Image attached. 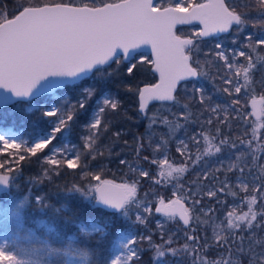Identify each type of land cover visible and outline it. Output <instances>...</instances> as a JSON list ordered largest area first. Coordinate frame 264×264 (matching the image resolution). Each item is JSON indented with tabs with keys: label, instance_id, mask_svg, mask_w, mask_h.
<instances>
[{
	"label": "trees",
	"instance_id": "trees-1",
	"mask_svg": "<svg viewBox=\"0 0 264 264\" xmlns=\"http://www.w3.org/2000/svg\"><path fill=\"white\" fill-rule=\"evenodd\" d=\"M114 1L118 0H108ZM202 1L204 0L194 2ZM59 2L61 0H40L41 5ZM64 2L67 3L68 0ZM175 2L178 0H160L157 6L165 7ZM226 2L238 13L246 14V24L242 31L233 25L227 34L196 37L197 32L193 31V27L198 24L177 27L178 34L193 38L198 50L193 51L192 58L199 60L206 74L182 82L173 102L151 103L141 113L139 94L127 90L136 87L141 89L142 85L157 80V74L152 70L153 64L148 62L152 60L151 55L148 56V61L135 58L133 62L137 64V68L132 76L127 73L129 64L121 60L104 69L106 73H112L105 80L98 79L99 74H96L77 82L74 87L60 89L69 93L71 100L76 101L74 104L82 98L80 93L83 87L94 86L97 89L88 102L87 110L78 111L70 123L67 138L78 144H83L81 136L87 133L93 109L105 92H109L119 102V107L109 109L102 117L101 129L97 131V143L103 145L99 153L87 154L90 164L97 167L95 172L60 165L57 172L52 171L44 177L41 174L46 164L41 159V152L35 156L25 153V159L20 160L11 170L16 181L24 187L23 190L32 178L40 176L36 191L43 198L41 203L30 204L27 215L53 246L64 248L71 241L70 236L77 234L75 242L88 250L90 264H109L112 247L119 232L132 230L136 235L138 256L128 264H157L160 251L165 253L163 258L170 264H200L201 260L213 264L218 261L223 264H228L229 261L232 264H264V199L260 196L264 189L259 187V176L261 169H264V128L258 127L260 123H264V111L261 119H254L250 112L251 98L264 97V63L256 59L257 56L264 57V45L256 44L259 37H264V27L261 26L254 0ZM17 4L18 0H0V13L13 17L18 13ZM218 39L227 47L238 46L251 55L253 68L250 70V81L245 86L242 76L240 93L234 92L235 75L227 68L225 61L216 57L219 51L216 48ZM249 39L256 44L257 52L251 53L246 46ZM228 55L231 57V53ZM239 60L244 66L248 63L245 57L239 56ZM224 76L232 83H224ZM196 87L201 88L208 98L205 103H201L200 93L194 91ZM223 88H228L231 95L223 92ZM44 98L46 99L42 100ZM36 99L38 106L32 111H27V101H18L10 107L0 108V125L14 126L29 136L49 130L53 118L42 114L51 102L49 93ZM233 100H239V103L233 105ZM185 105L188 106L187 109ZM216 106L227 111L213 113L211 109ZM152 117H155L154 122ZM165 119L168 124L164 123ZM208 120L212 123L209 124ZM178 125L181 127L177 128ZM254 127L257 129L255 136L252 134ZM217 128L220 129L221 136L216 135ZM202 135H209L210 139L215 137L217 144L219 139L227 137L235 141L236 147L225 145L219 154L203 156ZM180 140L188 144L189 150L183 154L177 151ZM162 141H167V144L158 147ZM253 154L256 156L255 163ZM196 155H202V158L199 163L193 164ZM241 155L242 160L237 161V156ZM164 160L173 166H184L188 171L179 181L162 176L160 172L167 169V164L162 163ZM121 161L125 163L122 164ZM230 163L243 168V175L237 168L228 170ZM141 170L148 172V176L140 175ZM98 177L102 180L110 178L121 183L135 184L140 204L131 201L118 213L100 207L93 198ZM238 177L249 184L248 191L241 190ZM225 180V187L237 193L235 198L227 192L218 191L221 182ZM177 184L179 190L174 187ZM210 190H217V197L209 196ZM188 193L192 195L189 196ZM252 195L257 197L253 206L257 219L253 226L228 229L225 219L228 212L234 206L237 214L247 211L246 200ZM173 196H186L184 201L192 212L188 226L178 216L169 219L162 213H156L159 201L163 199L167 202ZM196 201L199 203H195ZM145 203L151 204V209L147 212L143 207ZM63 204L67 206L62 207ZM137 216L143 217V224L136 220ZM97 219L103 223L104 229L90 234L81 232L79 222ZM158 219H164V223L160 225ZM187 236L193 239H187Z\"/></svg>",
	"mask_w": 264,
	"mask_h": 264
},
{
	"label": "snow or ice",
	"instance_id": "snow-or-ice-1",
	"mask_svg": "<svg viewBox=\"0 0 264 264\" xmlns=\"http://www.w3.org/2000/svg\"><path fill=\"white\" fill-rule=\"evenodd\" d=\"M158 4L160 0H156V3L154 0H121L119 3H109L108 0H90L88 3L85 0H68L66 3L61 0L52 6H41L40 0H18L16 8L18 14L9 18L0 13V108L10 107L18 101L35 98L41 94H54L55 90L66 86L74 87L77 82L96 74H99L98 79L105 80L112 73H106L104 69L121 60L129 64L127 73L132 76L137 68V64L133 61L136 57H143L145 61H148L149 53L144 46L151 45V55H154L155 59L148 62L152 63L155 71L159 73L160 83L145 86L143 89L138 87L127 89L139 94V111L143 113L149 100L173 101V92L177 89L179 82L206 74L199 60L192 58L193 51L198 50L193 39L182 38L175 34L173 29L176 25L190 24L199 20L204 24V28L195 33V36L208 37L213 34L227 33L233 25L242 31L246 24V14L238 13L230 4L226 5L225 0H214L213 3L195 6L191 4L184 6L181 0V2H175L173 6L163 7L161 5L162 10H158ZM254 4L261 18V26L264 27V0H254ZM256 44L264 45V39L257 40ZM256 44L249 39L246 46L250 48L251 53L257 52ZM216 48L220 49L216 57L225 61L230 71L234 70L235 75L243 72L244 85L247 86L250 81V70L253 68L251 55L240 50L238 55L245 57L248 63L246 66H237L235 50L232 53V59L229 60L220 43L216 44ZM256 59L264 63V57L257 56ZM222 79L224 83H232L227 76ZM96 91L94 86L83 88L80 93L82 98L66 111L58 110L55 106L44 111L42 113L44 117L56 118L53 128L32 143L24 140L10 142L4 135H0L3 147L22 150V153H30L33 156L42 152L53 143L57 133L68 134L70 123L74 120L76 113L80 110H87L88 102ZM194 91L200 93L201 103L207 101L208 98L201 88L196 87ZM222 91L231 95L228 88H223ZM241 91V86L234 87L235 93ZM261 100L264 101V97H261ZM238 103L239 100L232 101L233 105ZM118 107L119 102L107 94H104L102 101H98L87 125L89 134L83 138L86 147L95 144L96 130L102 125L101 117L109 109L115 110ZM184 107L187 109L188 106ZM27 111H32V108H28ZM211 111L217 113L227 111V109L216 106ZM151 120L154 122L155 117ZM164 123L168 124V121L165 119ZM208 123L211 124L212 121L208 120ZM178 127L181 126L178 125ZM258 127L264 128V123H260ZM106 128L107 123L105 122V130ZM256 131L254 127L253 136ZM216 135H222L219 128L216 129ZM202 140L204 143L203 156L219 154L225 145L230 144L231 147H236L235 141L227 137L219 139L218 144L215 142V137L210 139L209 135H202ZM166 144L167 141H162L158 147ZM188 150V144L180 140L177 151L183 154ZM51 151L55 154L62 150L54 147ZM202 155H196L193 158V164L199 163ZM24 159V154H20L19 160ZM236 159L237 161L242 160V155L237 156ZM255 160L256 156L253 154V163ZM48 162L50 164L62 163L52 157H49ZM153 163L156 161L153 160ZM162 163L167 164V169L161 171L160 175L177 181L188 171L184 166L168 164L167 160ZM73 166V160L69 159L68 167ZM3 167L5 165L0 164V170ZM233 168H237L243 175L244 169L238 164L230 163L228 170ZM140 175L148 176V172L141 170ZM7 179V175H0V183H6ZM237 179L241 190L248 191L249 184L240 177ZM259 180V187L264 189V169H261ZM156 182L160 183L159 180ZM226 184L227 180L222 181L218 191L227 192L235 198L237 193L229 191L225 187ZM174 187L179 190V184ZM94 189L101 200L117 209L130 204L136 194L135 184H112L108 180L103 181L102 185L95 186ZM187 195L190 196L192 193ZM208 195L217 197V190H210ZM260 196L264 199V191H261ZM184 200L186 196H180L165 204L161 199L160 206L155 211L163 213L169 219H175L178 216L184 225H188L189 209L184 207L182 203ZM256 200L255 195L250 196L246 200L248 210L242 214H237L234 206L225 218L227 228H251L257 219V213L253 210ZM144 211L147 212L149 209L145 207ZM136 220L141 224L144 223L142 216H137ZM187 239L191 240L193 237L187 236ZM128 247V244L125 245V248ZM130 252L135 255L133 250L130 249ZM158 255L163 257L165 253L160 251ZM119 259L120 257H117L113 264H118ZM5 262L17 264V258L14 254L0 248V264H5ZM200 264H213V262L201 260ZM215 264H223V262L218 261ZM228 264L232 262L229 261Z\"/></svg>",
	"mask_w": 264,
	"mask_h": 264
},
{
	"label": "rangeland",
	"instance_id": "rangeland-1",
	"mask_svg": "<svg viewBox=\"0 0 264 264\" xmlns=\"http://www.w3.org/2000/svg\"><path fill=\"white\" fill-rule=\"evenodd\" d=\"M194 1L195 0H183V3L184 6H187L186 2L188 4L194 5L196 4ZM178 2H181V0H178ZM193 31H201V26L199 24L197 26H194ZM259 39H264V37H259ZM217 43H220L222 45V48L226 51L227 55L231 53V57L230 55H228L229 60L232 59V53L235 50L237 53V66L242 65L241 61L239 60L238 53L240 50H243V48L238 46L227 47L224 43H222L220 39L217 40L216 44ZM137 58L144 60L143 57ZM231 72L234 74V70H232ZM242 76V71L239 75H235V86H241ZM229 78H231V75L229 76ZM104 94H107L111 98L115 99L109 92H105ZM104 94L98 101H102V99L104 98ZM49 96L51 98V102L46 106L45 110H49L50 108L55 106L58 110L66 111L73 105H75L74 103L76 102L75 100H71L68 92H63L60 89H57L54 94L49 93ZM45 99L46 98L42 100ZM37 103L38 100L36 98L30 99L27 101L26 108H36L38 106ZM250 112L252 113V109H250ZM55 119L56 118L53 117V120L51 121V128L49 130L45 131L44 133L36 134L34 136H29L22 130L16 129L14 126L5 127L3 125H0V135H4L5 138L10 142H12L13 140L15 142H21L22 140H24L28 143H32L39 137L49 133L52 130L53 122L55 121ZM88 134L89 133L87 131V133L83 134L81 138L88 136ZM68 135L69 134L65 135L64 133H57L56 138L53 140V143L41 152V159L43 163L46 164L45 168H43L41 174L42 176L46 177L50 175L52 171L57 172L60 165L68 167L69 159L73 160L74 163V166L71 167L72 169L81 168V170L83 169L84 171L90 170L91 173L97 170V167L94 164L91 165L89 161L90 159L86 157L88 153L90 155H94L96 152L99 153L98 151H100L103 147L102 144L97 143L98 138L95 144L90 147H86L84 139L83 144H78L77 142H74L67 138ZM54 147L60 148L62 151L53 154L51 149ZM65 149H68V151H64ZM20 154H24L25 156V153H22V150L5 149L3 147V142L0 141V164L5 165V167H3L0 172L9 173L12 177L8 187L0 192V195L2 196V198L0 199V248H3L5 251L14 254L17 258V264H90V253L88 252V250L81 248L75 242V239H77L78 237L77 234H72L70 236L71 241L66 247H55L47 237L43 236L39 232L37 226L33 224L31 218L28 217L27 209L30 204H32V202L41 203L43 196L39 195L36 191V188L39 187L40 176L32 178L28 186L24 190V187L20 185V182L16 181L15 177H13L11 170L20 162ZM49 157H52L58 161H62V163L50 164L48 162ZM94 177L97 178V175H95ZM105 180L113 179L106 178ZM102 181L103 180L98 177V182L97 184H95V186H97ZM118 183L132 185L130 183ZM174 193L176 194V192ZM93 198L94 200H97L96 191ZM174 198H176V196L171 197L167 202L164 201L165 204L169 203ZM132 201L140 204V199L137 197V188L135 197H133ZM66 206V204L62 205V207ZM143 207H147L150 210L151 204L145 203ZM188 209L190 214H192L191 209ZM158 222L160 225H162L164 223V219H158ZM78 225L81 232L88 234L104 229L103 223L98 219L90 222H79ZM135 239L136 235L132 230L120 231L113 244L112 255L109 264H113V261L116 260L117 257H120L118 264H128L132 261L133 258L137 257L138 250L135 245ZM127 244L129 245V247L125 248V245ZM130 249L135 252V255L131 254ZM5 264H8V262H5ZM157 264L170 263L165 258L160 257L157 261Z\"/></svg>",
	"mask_w": 264,
	"mask_h": 264
},
{
	"label": "water",
	"instance_id": "water-1",
	"mask_svg": "<svg viewBox=\"0 0 264 264\" xmlns=\"http://www.w3.org/2000/svg\"><path fill=\"white\" fill-rule=\"evenodd\" d=\"M119 2H121V0L114 1V2H109V3H119ZM213 2H214V0H204L203 2L196 3V4H194L193 6L198 5V4H209V3H213ZM154 3H156V0H154ZM225 3H226V5H228L227 2H226V0H225ZM53 4H55V3H45V4H42L41 6H44V5L52 6ZM169 6H173V5H168V6H165V7H169ZM157 7H158V10H162V8H161L160 6H157ZM189 11H191V8H189ZM16 14H18V13H16ZM11 18H12V17H11ZM196 23L199 24V25L201 26V30L204 28V24H202L199 20H195V21H193V22L190 23V24H196ZM180 25H187V24H178V25L175 26V28L173 29V31H174L175 34H177V35H180V34H178L177 31H176L177 27L180 26ZM231 29H232V27L230 28V30H229L227 33H229V32L231 31ZM227 33L213 34V35H214V36H220V35H222V34H227ZM213 35H211V36H213ZM180 36H181L182 38H191V39H193V38L190 37V36H182V35H180ZM208 37H210V36H208ZM144 47L146 48V50L148 51V53L151 55V45L144 46ZM151 57H152V60L155 59V56H154V55H151ZM190 62H191V61H190ZM152 70H153L154 73L157 74V80H156L155 82H153V83H146V84L142 85V86H141V89H143L145 86H152V85H155V84L160 83V76H159V73L155 71L154 65H152ZM199 77H200V76H199ZM199 77H197V78H199ZM197 78H188V79L185 80V81H188V80H191V79H197ZM182 82H184V81H181V82L178 83V85H177V89H178V87L180 86V84H181ZM177 89L173 92L174 100H175V97H176ZM55 91H56V90H55ZM41 95H42V94H41ZM35 98H36V97H35ZM30 99H33V98H29V99H27V100H21V101H28V100H30ZM174 100H173V101H174ZM173 101L149 100V101L147 102V107H146L145 111L147 110V108L149 107V105H150L151 103H154V102H173ZM253 102H255V103H253ZM263 105H264V101L261 100V96H254V97L251 98V109H252V116H253L254 119H261V118H262V116H263V111H262V110H263ZM145 111H144V112H145ZM144 112H143V113H144ZM0 175H7V176H8V179H7V182H6V183H0V192H1V191L5 190V189L8 187V185L10 184V181H11V178H12V177H11V174L6 173V172H0ZM103 181H105V180H103ZM103 181L100 182L98 185H102V184H103ZM108 181H111L112 184H120V183L115 182V181H113V180H108ZM96 195H97L96 204L99 205L100 207H103V208L106 209L107 211H110V212H113V213H118V212H120L121 210L124 209V207H123V208H120V209H117V208H115V207H113V206H110L109 204L105 203L103 200H101V199L99 198L97 192H96ZM176 199H177V198H174L173 200H176ZM173 200H172V201H173ZM169 203H170V202H169ZM182 203H184V207L187 208V204H186V202H185V201H182ZM166 204H168V203H166ZM159 206H160V205H158L157 207H159ZM162 214H163V213H162ZM178 218H179V217H178ZM190 223H191V214H190V212H189V224H190ZM189 224H188V225H189ZM188 225H185V226H188Z\"/></svg>",
	"mask_w": 264,
	"mask_h": 264
}]
</instances>
